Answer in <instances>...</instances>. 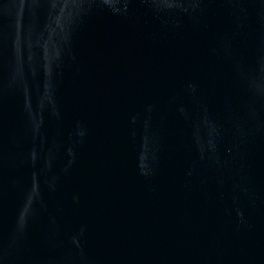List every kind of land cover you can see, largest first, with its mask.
Listing matches in <instances>:
<instances>
[{
	"label": "water",
	"instance_id": "1",
	"mask_svg": "<svg viewBox=\"0 0 264 264\" xmlns=\"http://www.w3.org/2000/svg\"><path fill=\"white\" fill-rule=\"evenodd\" d=\"M0 264H264V0H0Z\"/></svg>",
	"mask_w": 264,
	"mask_h": 264
}]
</instances>
